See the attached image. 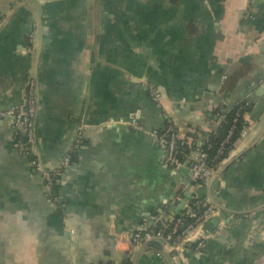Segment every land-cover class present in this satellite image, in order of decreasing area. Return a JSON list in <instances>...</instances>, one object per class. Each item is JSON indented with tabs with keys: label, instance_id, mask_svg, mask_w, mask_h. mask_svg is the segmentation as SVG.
<instances>
[{
	"label": "crops",
	"instance_id": "0c3cea01",
	"mask_svg": "<svg viewBox=\"0 0 264 264\" xmlns=\"http://www.w3.org/2000/svg\"><path fill=\"white\" fill-rule=\"evenodd\" d=\"M29 74L34 148L60 176L49 192L1 116L0 264L121 262L135 231L195 200L216 208L189 239L204 247L166 244L171 259L151 248L136 264H264V0H0V112L23 105ZM244 100L218 177L192 179L197 151L163 167L153 130L170 119L202 143L217 109Z\"/></svg>",
	"mask_w": 264,
	"mask_h": 264
},
{
	"label": "built area",
	"instance_id": "2783aa9c",
	"mask_svg": "<svg viewBox=\"0 0 264 264\" xmlns=\"http://www.w3.org/2000/svg\"><path fill=\"white\" fill-rule=\"evenodd\" d=\"M33 51V48H30ZM227 76L223 75L224 80ZM150 94L155 101L162 100L160 91L152 86L149 87ZM222 111L227 108L225 105L220 106ZM37 113V84L33 74H29L27 79L25 99L23 105L16 110L2 111L0 117L4 115L14 116V128L23 139L24 146L30 158V165L34 170L41 174L45 181L46 189L50 192L60 176V170L48 171L45 169L41 160L39 159L35 146V116ZM131 124L137 128L136 120H131ZM157 144L162 149L164 158L162 165L164 168L176 169L183 164L181 159V146L189 142L183 138L176 126L168 119L166 125L162 128L153 130ZM232 131L228 138L231 136ZM222 151V150H221ZM206 154L202 151L197 152L196 160L191 166V177L194 181L200 182L213 176L216 168L210 166L205 161ZM72 161V156L68 155L64 159L65 164ZM194 203L198 205L200 211L194 212L191 203H187L184 212L181 216H174L171 219L160 221L155 220L156 228L139 229L135 231L129 242L127 256L133 255L138 247L153 239L164 240L172 249L185 247L186 249L198 252L200 251L206 241V236L201 235L194 243L190 244V236L201 225L204 220L210 215L216 213V208L213 204L205 200H195ZM186 216L192 218L188 220Z\"/></svg>",
	"mask_w": 264,
	"mask_h": 264
},
{
	"label": "trees",
	"instance_id": "16d2710c",
	"mask_svg": "<svg viewBox=\"0 0 264 264\" xmlns=\"http://www.w3.org/2000/svg\"><path fill=\"white\" fill-rule=\"evenodd\" d=\"M225 107L227 109L224 111H222L221 107H219L216 111L221 120L219 127L206 134V138L202 141V143L197 142L196 137L198 133H194L191 136V144L186 143L181 146L182 161H184L188 154L196 151H202L206 154L205 161L207 164L218 169L223 160L229 157L235 142L239 139L244 128L248 125L244 115L247 111L252 110V106L244 100L235 105H225ZM230 131H232V134L228 138ZM191 206L194 212L198 213L200 211L198 205H196L194 201H192ZM183 212L184 210L176 216H181ZM186 218L188 220L192 219L188 216H186ZM132 256V254L125 256L121 262L108 261L105 263L101 262L99 264H133Z\"/></svg>",
	"mask_w": 264,
	"mask_h": 264
},
{
	"label": "water",
	"instance_id": "95a60500",
	"mask_svg": "<svg viewBox=\"0 0 264 264\" xmlns=\"http://www.w3.org/2000/svg\"><path fill=\"white\" fill-rule=\"evenodd\" d=\"M263 74V73H262ZM258 77H263L264 78V75H262V76H258ZM258 82V81H257ZM261 92V91H260ZM233 160V159H232ZM232 160H229L228 161V163L229 162H231ZM224 165L222 166V168L221 167H219L217 170H216V172L213 174V176H211V177H213V178H215V177H218V175L221 173V171H222V169H224ZM180 213V212H179ZM178 213V214H179ZM167 243L164 241V240H161V239H153V240H151V241H148V242H145V243H143V244H141L139 247H138V249L136 250V252H135V255H134V259H133V261H134V263L136 264V261H137V257L141 254V252H143V251H147L148 249H151V248H153V249H155V250H157V252H159V254L160 255H162V256H165V258H169V259H171L172 258V256H171V251L170 250H165L164 249V245H166Z\"/></svg>",
	"mask_w": 264,
	"mask_h": 264
}]
</instances>
